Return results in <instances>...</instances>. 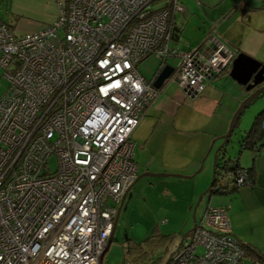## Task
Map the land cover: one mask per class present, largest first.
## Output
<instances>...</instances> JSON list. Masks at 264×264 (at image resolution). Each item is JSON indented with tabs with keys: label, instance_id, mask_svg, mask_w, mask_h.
Segmentation results:
<instances>
[{
	"label": "built area",
	"instance_id": "built-area-1",
	"mask_svg": "<svg viewBox=\"0 0 264 264\" xmlns=\"http://www.w3.org/2000/svg\"><path fill=\"white\" fill-rule=\"evenodd\" d=\"M181 11L179 0H66L38 31L0 20V264H102L139 174L130 136L160 93L154 81L171 66L167 80L194 96L236 56L213 30L199 47L172 48ZM148 57L150 80L138 68ZM219 177L250 183L244 169ZM245 259L226 208L208 206L169 264Z\"/></svg>",
	"mask_w": 264,
	"mask_h": 264
},
{
	"label": "crops",
	"instance_id": "crops-1",
	"mask_svg": "<svg viewBox=\"0 0 264 264\" xmlns=\"http://www.w3.org/2000/svg\"><path fill=\"white\" fill-rule=\"evenodd\" d=\"M179 2L183 11L176 12L173 17L170 30L172 48L199 47L206 34L213 30L236 53H243L264 64V0ZM0 3L5 5V18L0 17V20L13 26L16 32L24 33L38 31L53 23L59 14L61 1L0 0ZM230 68L209 78L204 90L194 96L168 81V76L160 86L159 95L131 133L134 157L139 166L138 175L147 172L165 174L142 176L139 179L145 185L149 180L152 186L148 184L151 192L145 199V203L148 199L147 204L152 209H149V214H154L158 206L167 214L161 220V225L166 229L162 230L159 223L148 235L156 231L168 236L158 252L165 247L166 252L172 246L177 248L180 241L191 232L194 220L199 221L208 206H220L226 208L231 234L264 259V121L263 147L257 155L252 150L243 149L238 151L237 156L229 157L237 158L242 167H252L253 179L250 183L231 192L209 194L206 204L200 203L203 196L198 200L212 180L214 153L222 141L218 138L226 133L234 111L249 94L243 85L229 76ZM259 98L264 99V93L256 99ZM263 109L264 101L251 112L244 135ZM132 187L121 206L112 242L126 203L128 208L130 191L136 190V186ZM128 239L139 243L132 235Z\"/></svg>",
	"mask_w": 264,
	"mask_h": 264
},
{
	"label": "rangeland",
	"instance_id": "rangeland-1",
	"mask_svg": "<svg viewBox=\"0 0 264 264\" xmlns=\"http://www.w3.org/2000/svg\"><path fill=\"white\" fill-rule=\"evenodd\" d=\"M60 1L62 4L66 3V0H60ZM4 10H5V5L3 3L2 4L0 3L1 18H5L3 17ZM168 63L174 64V60L170 58L168 60ZM157 64H158V60L156 58L148 57L139 64L138 68L141 74L143 75V77L147 80H150L152 78L153 72L156 70ZM2 74H3V69H0L1 91L5 90L8 87V83L3 78ZM172 82L176 83L174 81ZM260 96H262V94ZM261 99L262 98H259L258 100L257 99L253 100L254 102L252 101L251 104L242 112L239 123L234 128L230 140L226 145L227 157H231L234 155L237 156L238 151L240 150L239 142L241 137L244 135V128H248L250 122L249 116L251 115V112L259 106V104L263 103L264 99L262 100ZM152 179L153 178L151 177V181L155 183V180ZM148 184H149V180L146 185L139 180L133 185L132 189L135 188L136 186V190L130 191L128 208L126 203L122 211V215H121L122 219L120 220L119 225L114 234L115 239L112 242L109 250L106 252L102 264H129L127 261L126 240L130 238V235H132V238H134V240L140 243L143 242V240L148 237L151 230L156 224L160 223L159 226L163 228L162 230L166 229V227H163V225H161V220L167 215L164 209H159L160 207L158 206L157 211L154 214L153 213L149 214L150 213L149 211L152 209L147 204L148 199L145 203V199L148 197V195L151 192L149 189L150 184L149 185ZM208 185L206 186V188L208 187ZM159 187L161 188L160 185ZM206 188L204 190H206ZM207 197H208L207 194L203 195L200 201L201 205L206 204L208 200ZM160 200L162 201L163 199H159L158 201ZM175 248H176L175 246H172L166 252L165 251L166 247H165L164 249L161 250V252L154 253L153 260L155 261V264H168L170 257L171 258L173 257L172 251L173 250L175 251ZM243 264H248V260L245 259Z\"/></svg>",
	"mask_w": 264,
	"mask_h": 264
},
{
	"label": "trees",
	"instance_id": "trees-1",
	"mask_svg": "<svg viewBox=\"0 0 264 264\" xmlns=\"http://www.w3.org/2000/svg\"><path fill=\"white\" fill-rule=\"evenodd\" d=\"M239 118L236 121L235 127L238 125ZM263 121H264V109L259 112L254 118L250 128L246 131L245 135L241 137L239 142L240 151L243 149L252 150L254 155H257L259 149L263 147L262 133H263ZM222 149L218 151V158L213 170L211 186L204 192V194H215L220 192H231L237 187L228 178H224L221 181L219 177L220 172L222 175L224 173L226 176L229 172H235L238 169H244L247 171V178L253 179V169L252 167H242L238 164L237 158H229L226 155L222 156ZM168 236L162 235L156 231L145 238L143 242L135 243L128 239V246L126 249L127 261L129 264H155L153 260V254L158 252L162 248L164 241ZM114 240V239H113ZM245 251V258H250V261L259 260L264 262L263 257L248 245L241 243Z\"/></svg>",
	"mask_w": 264,
	"mask_h": 264
},
{
	"label": "water",
	"instance_id": "water-1",
	"mask_svg": "<svg viewBox=\"0 0 264 264\" xmlns=\"http://www.w3.org/2000/svg\"><path fill=\"white\" fill-rule=\"evenodd\" d=\"M230 71H229V76L235 80L237 83H239L240 85H243L245 87V90L249 93L247 95V97L240 103V105L238 106V108L234 111L233 116L230 120L228 129L226 131V133L222 136H220L218 139L222 140L221 143L219 144V146L216 148V151L214 153V167L213 170L215 168V164L218 158V151L220 149H222V156L226 155L227 149H226V145L228 144L231 134L234 131L235 128V124L237 119L241 116L242 112L247 108V106H249V104L256 99L258 96H260L262 93H264V64L252 59L250 57H248L247 55L243 54V53H236L235 58L232 60L231 65H230ZM173 68L171 66H167L162 72L161 74L156 78V80L154 81V86L156 88H160V86L162 85L163 81L172 73ZM215 140L212 141L210 147H209V152L212 149V146L214 144ZM165 174L159 173V174H155V173H143L138 175L136 181H138L142 176H162ZM174 175H178V176H182L179 174H174ZM135 181V182H136ZM211 186V182L208 186V188ZM207 188V189H208ZM206 189V190H207ZM129 191V190H128ZM128 191L124 194V196L122 197L119 207H118V211H117V215L115 217V221H114V228L107 240V245L106 248L103 252V255L100 258V261H102V258L104 256V253L107 251L109 245L112 242V237H113V233L115 230V224L116 221L118 219L120 210H121V206L123 204V201L126 197V194L128 193ZM204 194V193H203ZM200 195L199 199H201V197L203 196ZM195 223L196 220H194L193 222V226L191 228V231L194 229L195 227Z\"/></svg>",
	"mask_w": 264,
	"mask_h": 264
}]
</instances>
